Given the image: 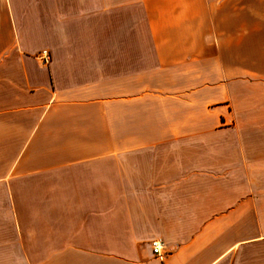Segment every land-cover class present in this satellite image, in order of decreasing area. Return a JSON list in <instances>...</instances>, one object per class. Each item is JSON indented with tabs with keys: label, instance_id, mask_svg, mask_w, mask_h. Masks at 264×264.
Masks as SVG:
<instances>
[{
	"label": "crops",
	"instance_id": "0c3cea01",
	"mask_svg": "<svg viewBox=\"0 0 264 264\" xmlns=\"http://www.w3.org/2000/svg\"><path fill=\"white\" fill-rule=\"evenodd\" d=\"M0 264H264V0H0Z\"/></svg>",
	"mask_w": 264,
	"mask_h": 264
},
{
	"label": "built area",
	"instance_id": "2783aa9c",
	"mask_svg": "<svg viewBox=\"0 0 264 264\" xmlns=\"http://www.w3.org/2000/svg\"><path fill=\"white\" fill-rule=\"evenodd\" d=\"M39 59L41 61L42 64H46L49 60V56L47 54V52H41L40 56H39ZM151 247H152V253L157 256L158 258L161 257V254H160V250H161V244L159 241H153L151 243Z\"/></svg>",
	"mask_w": 264,
	"mask_h": 264
},
{
	"label": "rangeland",
	"instance_id": "374dc122",
	"mask_svg": "<svg viewBox=\"0 0 264 264\" xmlns=\"http://www.w3.org/2000/svg\"><path fill=\"white\" fill-rule=\"evenodd\" d=\"M42 52H44V51H42ZM46 52V51H45ZM40 54H41V52H40ZM40 54H39V56H40ZM48 54V53H47ZM39 56H38V58H39Z\"/></svg>",
	"mask_w": 264,
	"mask_h": 264
}]
</instances>
